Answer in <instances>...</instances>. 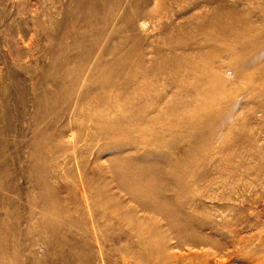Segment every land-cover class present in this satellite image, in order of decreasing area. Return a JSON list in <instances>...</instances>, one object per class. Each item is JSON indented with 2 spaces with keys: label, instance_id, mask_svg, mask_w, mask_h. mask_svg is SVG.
Returning a JSON list of instances; mask_svg holds the SVG:
<instances>
[{
  "label": "rangeland",
  "instance_id": "1",
  "mask_svg": "<svg viewBox=\"0 0 264 264\" xmlns=\"http://www.w3.org/2000/svg\"><path fill=\"white\" fill-rule=\"evenodd\" d=\"M107 1L118 5L116 0ZM118 7L106 22L102 19L95 24L98 31L103 30L101 34L91 32L85 38L81 33L89 22L75 17L83 10L78 0H0V264H147L140 255L154 256L160 237L167 240L168 251H177L175 233L167 221L136 206L111 178L102 173L97 181L104 188L95 194L96 189H84L73 175L80 161L108 162L113 156L110 150L100 152L106 142L94 131L98 123L89 112L97 109L101 116H112L93 100L87 88L89 73L84 71H92V57L96 55L111 60L128 75H136L139 61L149 69L145 77L130 84L131 96H122L130 107L132 125L126 117L129 111L118 115L131 127L135 138L137 127L148 133L162 131L161 126H149L135 116L144 112L155 118L167 101L178 104L173 115H164L177 121L173 129L192 135L197 132L187 128L181 101L191 109L198 107L195 100L206 103L212 111L207 121L210 123L216 115L211 123L218 127L222 107L234 110L237 121L232 128L221 131L217 127L214 136L202 138L197 152L191 154L192 167L186 178L189 195L184 197V207L213 225V230H202V234L212 235V241L222 248L221 255L237 251L242 257L264 258V74L254 78L257 88L253 90L231 88L232 95H238L235 102L223 103L216 86L211 93L196 89L198 80L193 76L184 78L188 90L184 81L179 87L170 85V71L155 78L154 66L161 65L165 57L169 60L168 47L175 40L186 34L201 36L192 30V24L186 30L183 26L190 18L196 20L209 13L215 2L133 0L123 9L121 4ZM69 25L75 28L66 33ZM188 52L193 58L196 55L195 51ZM68 57L78 70V90L69 94L76 104L68 109L63 102L55 110L37 111L33 100L47 101L44 78L51 77L50 64L54 60L65 63ZM115 79L127 82L121 72ZM109 90L117 94L116 87ZM53 99L51 95L49 102ZM49 122L52 127H48ZM204 124L202 127L210 125ZM113 141L109 142L113 145ZM146 148H154L157 153L150 142L141 143L139 152ZM240 206L246 210L243 221L246 217L262 221L258 228L235 231L229 227ZM43 208L47 210L48 228L41 224ZM81 242L89 246H81ZM100 243L106 245L101 248ZM61 253L66 262L59 257ZM228 263L245 264L233 255Z\"/></svg>",
  "mask_w": 264,
  "mask_h": 264
},
{
  "label": "bare ground",
  "instance_id": "2",
  "mask_svg": "<svg viewBox=\"0 0 264 264\" xmlns=\"http://www.w3.org/2000/svg\"><path fill=\"white\" fill-rule=\"evenodd\" d=\"M127 1L133 2V0H116L115 2L118 5L121 4L120 8L123 9ZM206 1L215 2V7L204 16H198L196 20L190 18L191 22L188 20L183 26V30H186V28H189L188 25L192 24L194 26L192 30L201 33V36L194 37L186 34L181 40H175L170 44L168 47L171 54L169 60L166 57L163 58L164 56H160L163 58V63L154 66L156 68L154 76L158 78L161 73L169 70L171 78L169 84L176 85V87H179L187 76H193L198 80L196 89H200L204 93H211L216 89V86L223 103L229 100L235 102L238 95L235 93L232 95L231 88H234V90H253L257 88V84L253 81L254 78L264 74V0ZM78 2L83 10L77 15L75 14V17H80L89 22L87 30L81 33L84 34L85 38L88 33L92 32L95 35L100 31L97 29L98 26L95 25L98 21L104 19V22H106L111 12L119 10L118 5L114 6L115 4L112 5L107 0H78ZM73 28H75L73 25L66 26L65 32L68 33ZM102 31L99 33L101 34ZM96 36L99 38V35ZM98 42L100 41L98 40ZM178 50H182L181 53H177ZM111 51L113 52V50ZM188 51L196 52L194 58ZM159 55H162V52ZM97 56L92 57L94 63L92 71H84L87 74L89 73V77L86 76V79L88 77L87 88L90 89L92 97L94 96L93 100L103 105L104 112L111 113L112 116H101L97 109H92L89 112L98 123L94 131L106 142L100 152L110 150L113 156L108 162L106 160L93 164L94 161L89 162L88 159L80 161L79 167L76 166L78 169H73L75 170L73 175L78 180V184L86 190L96 189L95 194H100L104 186L98 185L97 178L103 173L127 193L128 199L134 202L136 206L148 210L154 216L162 217L167 221L170 229L175 233L173 236L175 240L174 247L177 248V251H168L167 240L160 237L161 239H158L160 243L158 248L155 249L154 256H146L143 253L140 255L141 260L147 264H229L230 255H233L234 259L240 258L241 262L245 264H264V258L242 257L237 251L221 255L222 248L212 241V235L202 234V230H213V225L199 220L193 213L187 212L184 207V197L189 195L186 178L190 175L189 171L192 167L191 154L195 153L200 143H203L202 138L213 137L217 132L218 126L211 123L216 115L212 116L211 125L207 119L212 111H208L206 103L195 100L198 107L191 109L188 104L181 101V107L186 110L184 119L188 123L187 128H193L197 133H193L194 135L186 131L179 133L173 129L177 121L172 117L164 116L167 113L173 115L178 104L167 101L164 110L158 111L160 115L155 118L148 117L144 112L135 116V119L138 118L149 126H161L162 131L148 133L144 132L145 129L135 126L138 134L135 138L129 126L132 125V119L129 117L132 113L129 111L130 107L126 102H123L122 96L130 97L132 93L129 90L130 84L134 83L139 77H145L149 73V69L145 66L144 61H139L136 75H128L124 69L119 71L114 64L113 66L111 60L104 59L102 55H100L102 59H98ZM80 57L84 59L85 55ZM78 59L80 58L78 57ZM184 59L192 60L186 63ZM75 64L73 59L69 57L65 63L52 61L49 67L51 77L47 79L51 82L44 78L47 82L44 93L47 96L45 99L47 101L33 100V106L37 111H43V109L55 110L57 104L60 105L63 102L67 103L68 109L74 105L75 101L70 100L69 94L78 90V82L76 81L78 70ZM119 72L122 76L127 77L126 83H120L115 79ZM92 78L93 81L90 82L89 80ZM111 86L116 87L117 94L113 95L110 92L109 88ZM183 86H185V90L189 89L185 81ZM51 95L54 99L49 102ZM89 97L91 98V95ZM81 107L84 109L83 106ZM145 109L150 111L152 108ZM125 112H128L125 116L131 119L129 125H125L126 121L122 122V117L118 118L119 114ZM219 118L221 121L218 129H221V131L230 130L237 121L234 110L229 107H222L219 111ZM206 121L211 126L206 124ZM68 123L71 124V122ZM204 123L209 127H202ZM51 125L53 124L49 122L48 127ZM78 130L80 131V129ZM111 140H114L113 145L109 142ZM185 141H188L189 145L183 147L181 144ZM143 142L145 144L152 143L156 147L157 153L152 150L154 148H146L144 152H139L140 144ZM166 177H168V181H165L164 178ZM245 214V208L241 207L229 227L235 231L254 230L262 223L260 219L254 222L250 219L247 220V217L243 221ZM40 215L42 227L48 228L50 225L47 210L43 208ZM192 221L193 223H191ZM237 221L239 224H237ZM262 244L264 246V237H262ZM105 245L100 243L101 248ZM81 246L89 245L81 242ZM204 246L208 248L203 250ZM193 248H201L202 251L195 252L192 250ZM211 252L214 253L210 255ZM63 255L61 253L59 257H62V261L66 262Z\"/></svg>",
  "mask_w": 264,
  "mask_h": 264
}]
</instances>
